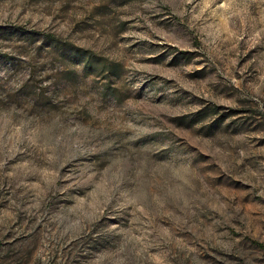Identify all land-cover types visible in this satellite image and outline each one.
<instances>
[{"label": "rangeland", "instance_id": "374dc122", "mask_svg": "<svg viewBox=\"0 0 264 264\" xmlns=\"http://www.w3.org/2000/svg\"><path fill=\"white\" fill-rule=\"evenodd\" d=\"M0 264H264V0H0Z\"/></svg>", "mask_w": 264, "mask_h": 264}]
</instances>
